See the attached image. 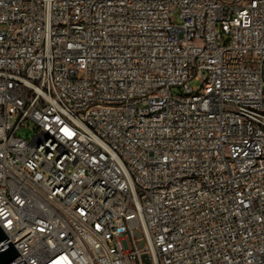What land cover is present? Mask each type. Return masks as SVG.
<instances>
[{
    "label": "built area",
    "instance_id": "2783aa9c",
    "mask_svg": "<svg viewBox=\"0 0 264 264\" xmlns=\"http://www.w3.org/2000/svg\"><path fill=\"white\" fill-rule=\"evenodd\" d=\"M0 226L13 264H264V0H0Z\"/></svg>",
    "mask_w": 264,
    "mask_h": 264
},
{
    "label": "water",
    "instance_id": "95a60500",
    "mask_svg": "<svg viewBox=\"0 0 264 264\" xmlns=\"http://www.w3.org/2000/svg\"><path fill=\"white\" fill-rule=\"evenodd\" d=\"M9 237L6 235L4 230L0 226V244L5 243L0 247V264H13L20 258H22L21 254L18 252L13 243L7 242ZM19 264H27L25 260H23Z\"/></svg>",
    "mask_w": 264,
    "mask_h": 264
},
{
    "label": "rangeland",
    "instance_id": "374dc122",
    "mask_svg": "<svg viewBox=\"0 0 264 264\" xmlns=\"http://www.w3.org/2000/svg\"><path fill=\"white\" fill-rule=\"evenodd\" d=\"M172 18H173L174 20H176V22H179V20H178V14H177V13H173V14H172ZM190 84H191V86H193V87H194V86H198V85L200 84V81L191 80V81H190ZM173 92H174L175 94L178 93L177 90H174ZM18 135H19V136H23V137L28 138V139H31V138L34 136V132H33V131H30V130L27 129V128H22V129L19 130Z\"/></svg>",
    "mask_w": 264,
    "mask_h": 264
}]
</instances>
